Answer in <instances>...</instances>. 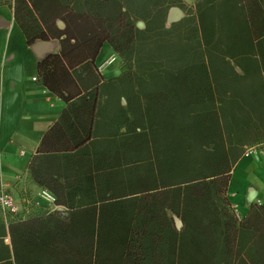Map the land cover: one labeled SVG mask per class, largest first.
I'll return each mask as SVG.
<instances>
[{
  "label": "trees",
  "instance_id": "1",
  "mask_svg": "<svg viewBox=\"0 0 264 264\" xmlns=\"http://www.w3.org/2000/svg\"><path fill=\"white\" fill-rule=\"evenodd\" d=\"M0 4L29 44L59 39L67 64L90 68L107 41L128 66L64 113L86 145L36 159L68 210L11 225L17 264H264V205L239 219L227 196L237 162L264 144V0H198L171 27L183 0ZM94 125L104 140L91 153Z\"/></svg>",
  "mask_w": 264,
  "mask_h": 264
},
{
  "label": "crops",
  "instance_id": "2",
  "mask_svg": "<svg viewBox=\"0 0 264 264\" xmlns=\"http://www.w3.org/2000/svg\"><path fill=\"white\" fill-rule=\"evenodd\" d=\"M183 1V7L169 9L167 27L186 18L198 0ZM57 23L64 28L63 21ZM61 50V42L56 38L36 39L29 44L14 8L0 4V178L8 183L22 209L20 213L5 214L0 207V264H17L11 225L21 219L68 210L58 204L53 188L38 182L32 172V167L38 166L36 159L75 154L76 149L86 145H79L81 136L85 138V129L79 126L74 133L64 113L71 105L79 104L82 95L93 92L97 86L100 90L104 82L128 69L107 41L90 68L86 67L87 60L67 64ZM86 76L96 84L87 88L85 79H81ZM121 104L127 106L124 97ZM93 127L99 133L88 142L91 153L99 152L95 146H102L104 140V127ZM109 146L113 160L114 145ZM59 180L64 183L63 177ZM227 196L239 219L246 216L254 203L264 205V150L247 151L240 158L232 170ZM168 213L181 230V218L172 211Z\"/></svg>",
  "mask_w": 264,
  "mask_h": 264
},
{
  "label": "built area",
  "instance_id": "3",
  "mask_svg": "<svg viewBox=\"0 0 264 264\" xmlns=\"http://www.w3.org/2000/svg\"><path fill=\"white\" fill-rule=\"evenodd\" d=\"M36 79V77H34ZM25 198V197H24ZM0 207L5 214L20 213L22 209L15 194L3 179L0 178Z\"/></svg>",
  "mask_w": 264,
  "mask_h": 264
},
{
  "label": "rangeland",
  "instance_id": "4",
  "mask_svg": "<svg viewBox=\"0 0 264 264\" xmlns=\"http://www.w3.org/2000/svg\"><path fill=\"white\" fill-rule=\"evenodd\" d=\"M252 150H264V144L260 143L247 148V151H252Z\"/></svg>",
  "mask_w": 264,
  "mask_h": 264
}]
</instances>
